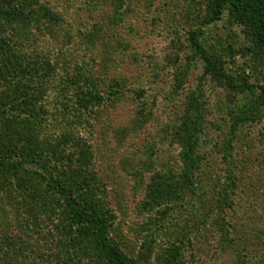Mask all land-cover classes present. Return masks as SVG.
Wrapping results in <instances>:
<instances>
[{
	"label": "rangeland",
	"instance_id": "rangeland-1",
	"mask_svg": "<svg viewBox=\"0 0 264 264\" xmlns=\"http://www.w3.org/2000/svg\"><path fill=\"white\" fill-rule=\"evenodd\" d=\"M37 1L55 19L39 15L38 49L53 52L59 64L65 57L78 62L91 82L88 90L104 97L90 112L77 110L69 99L76 87L58 68L47 99L58 106L59 125L39 127V137L51 141L78 132L90 142L112 213L108 236L127 263L163 264L169 247L180 242L178 264H264V110L257 102L264 53L230 7L205 24L211 0ZM192 31L236 81L253 89L227 93L205 75L189 40ZM115 81L119 85L112 87ZM198 84L212 123L201 137L204 163L178 199L148 205L150 178L180 171L169 127L177 120L178 102ZM35 172L43 171L30 167L22 175L41 182ZM28 190L18 200L13 188L0 183V232L18 245L16 251H0V264L62 263L38 233L17 231L19 218H32L34 189Z\"/></svg>",
	"mask_w": 264,
	"mask_h": 264
},
{
	"label": "trees",
	"instance_id": "trees-1",
	"mask_svg": "<svg viewBox=\"0 0 264 264\" xmlns=\"http://www.w3.org/2000/svg\"><path fill=\"white\" fill-rule=\"evenodd\" d=\"M227 7L257 51L264 53V0H211L204 23L219 20ZM39 15L55 20L51 11L41 7L37 0H0V183L13 188L18 200L23 199L20 196L24 192H30L28 188L34 189L29 195L32 218L26 223L19 218L17 231L38 233L46 243L52 244L62 262L58 264H128L124 253L108 236L112 213L95 171L96 158L90 142L78 132L57 134L51 141L39 137L42 132L39 127L59 125L54 120L58 106L49 101L51 94L48 93L50 88H55L52 75L58 68L68 84L76 87L69 99L77 110L90 112L91 107L104 99L100 93L88 90L91 82L78 62L70 63L65 57L63 64H59L53 60V52L38 49ZM189 40L204 61L205 75L227 93L240 94L253 89L246 82L236 81L224 62L200 45L194 31L190 32ZM28 42L34 45H28L31 50ZM118 85L115 81L111 86ZM258 90L257 102L264 110V83ZM178 103L177 120L169 128L179 147L180 171L175 176L156 174L150 178L148 205L168 204L178 199L184 190L192 187L195 173L204 163L201 137L207 135L206 129L212 123L207 118L201 84L188 91ZM30 167L43 171L35 172L41 176L34 177L41 178V182L34 183L32 177H27L32 178L31 185H27V178L22 174ZM5 234L0 232V251H16L18 245L15 247L14 241ZM180 244L169 247L163 264H178Z\"/></svg>",
	"mask_w": 264,
	"mask_h": 264
}]
</instances>
